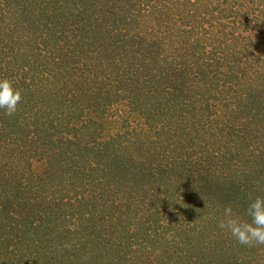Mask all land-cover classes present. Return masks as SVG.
I'll return each instance as SVG.
<instances>
[{"label": "rangeland", "instance_id": "obj_1", "mask_svg": "<svg viewBox=\"0 0 264 264\" xmlns=\"http://www.w3.org/2000/svg\"><path fill=\"white\" fill-rule=\"evenodd\" d=\"M101 1L103 6L94 8L88 0H0V39L6 43L0 41V77L12 79L19 89L31 88L24 91L26 106L19 104L18 110L11 116L4 115L2 111L0 114L7 123L18 124L17 131H25L27 137L23 138L24 141L33 143L44 141L43 145L48 153L56 155L54 162L59 169V175L62 176L61 180H64L60 185L52 186L54 171L48 166L45 172H43L45 168L42 172L39 171L37 180H29L33 186L36 184L39 188L38 179L43 177L48 188L44 194L51 193L54 188L56 197L66 199L84 197L91 200L98 192L103 191L116 198L118 202L134 203L128 207L129 215L122 216V223L112 224L105 221L102 233L108 230L107 237L101 233L99 222L95 223L94 220L93 225L88 227V232H93L92 241L84 244L86 242L84 230L76 224L72 226L70 233L72 244L61 240L62 236L49 238L50 235H47L48 241L33 240L27 252L13 250L11 264H158L159 259L156 256L160 252L159 247L168 243L166 239L170 237V232L166 236L159 231L160 234H157L156 231L149 229V225H152L149 223L155 217L163 221L169 214L161 207L164 198L161 188L164 185L169 186V180H139L138 183L125 180L113 184L110 181L111 176H104L103 180L101 177L104 174L98 172L95 178L77 174L78 182L75 184L77 187H80L79 183L82 180H98L97 184L89 187L87 194H84V190L72 186L73 171L83 170L74 169L72 160L76 159L83 167L85 163L98 167L96 164L99 162V155H102L100 152L89 148L83 150L77 148V145L81 146L85 141H93L91 138L105 145L107 154H104V169L130 171L134 162L131 158H137L134 164L137 167H139L137 163L146 158V156L142 158L140 153L131 154L132 145L127 146L125 141V137H129L130 134L121 137L125 129L138 131L142 129L143 124L136 127L135 119L142 123L147 122L145 118L143 121L138 120L137 114L128 118L126 125L123 124L126 116H120L119 110L111 117H95L88 112L80 121L73 119L70 124L60 125L61 123L57 122L64 116L68 118L65 109L54 111V114L50 111L57 106L63 107L66 103V106L80 104L82 108L83 93L80 89L82 82L85 86L83 88H87L91 95L102 89L99 86L100 76L97 75L100 72L98 62L103 63V68L111 73L115 86L120 89V94L114 97L115 105H119L121 110H128L129 113L130 99L133 102L132 106H140L146 115L148 113L144 111V107L153 110L151 114L157 113V109L151 107L155 100V98L152 100L151 96L154 93L153 88H157L159 98L162 96V91L157 85L159 74L168 73V63L171 65L179 58L183 60L182 56L186 62L184 76L190 82H196V85L203 84L204 71L210 76L219 74L217 72L219 68L229 74L236 72L240 74L243 71L242 64L238 65L240 52L242 53L238 50H242L243 42L226 40L217 33L220 22L229 27L234 18V14H228L224 20L222 16H219L221 20L217 19V11L212 7L217 6L219 1L172 0L173 5L168 6L167 14L162 19L156 16L150 5H147L148 0L139 2L135 0V4L126 0ZM248 1L251 2L249 3L252 9L261 11L259 13L253 9L259 23L250 24L249 30L263 33L264 0ZM235 2L236 0H230L227 4L233 5ZM239 4L243 3L240 1ZM229 31L230 27L227 28V32ZM141 45H145V48L138 49ZM260 47H264V43ZM250 49L254 47L251 46ZM137 50L143 52L139 54ZM214 52L222 54V57L216 59ZM138 54L144 56L146 63L134 58ZM108 63L111 66L108 67ZM253 63L264 68V63ZM115 65L118 68H115ZM251 65V68L247 67V76L258 70L255 65ZM216 82L217 87H223ZM252 82L254 90L257 89V84L262 87L260 81ZM207 83L209 84L208 81ZM209 86L211 87L210 84ZM241 90L245 91L244 88ZM212 94L211 91V94L204 95L211 105L216 106V115L210 118L214 120L212 128H217L221 124L216 121L218 122L220 117L228 112V108L230 111L238 107L239 102L236 94L228 93L221 98ZM46 103H50V106L47 104L50 108L47 112ZM226 103L229 104L228 108ZM84 109L92 108L85 105ZM54 115L60 118L54 119L55 127H52ZM89 117L94 118L95 124L88 123ZM179 126L177 120L170 121V127L178 130ZM180 127L183 128L182 125ZM10 134L12 130L6 129L0 122V137L7 138ZM18 136L16 133L12 134L7 140L15 139V146L23 141H19ZM130 136L132 141L137 143L136 147L142 148L143 152H150L155 148L151 144L145 146L137 140V136L132 134ZM158 138L162 143L171 140L170 136L152 135L150 141L157 142ZM67 140L75 142L76 145L68 149L63 146L55 148L54 144L66 143ZM176 140L172 137V141ZM155 149L162 150L160 146H156ZM146 152L144 154H147ZM144 162L155 174L157 164L149 165ZM11 173H15L14 170ZM161 182L165 184L159 188ZM2 186L0 182V190ZM153 213L158 214L152 215ZM109 215L113 216L112 212ZM96 230L98 232H94ZM129 238L132 240L128 241ZM154 238L160 239L162 243L153 242ZM21 254H24L23 258Z\"/></svg>", "mask_w": 264, "mask_h": 264}, {"label": "trees", "instance_id": "obj_2", "mask_svg": "<svg viewBox=\"0 0 264 264\" xmlns=\"http://www.w3.org/2000/svg\"><path fill=\"white\" fill-rule=\"evenodd\" d=\"M88 1L94 5V8L103 6L101 0ZM216 1H219L218 5L212 8L214 11L216 9L218 20H221L219 16H222L224 20L228 14H234L231 25L227 24L230 31L227 32L229 27L224 22H220L217 33L226 40L243 42L244 48L242 47V50L237 48L238 51H242L238 63V65L242 64L243 71L240 74L238 72L229 74L226 70L219 68L217 69L219 74L210 76L204 71L203 84L196 85V82H190L184 76L186 62L182 56L183 60L179 58L171 65L168 63V73L159 74L157 85L162 91V96L158 97L157 88H153L154 93L151 96L152 100L155 98L151 107L154 110L157 109V113L151 114L153 110H147L142 106L148 113L146 115L140 106H132L133 102L130 99H128L129 113L128 110H121L119 105H115L114 97L120 94V89L115 86L111 73L103 68V63L98 62L100 72L97 75L100 76L99 86L102 89L97 94L91 95L87 92V88H83L85 86L82 82V85L80 84L83 93L82 108L80 104L66 106V103L63 107L57 106L50 110V103H46V112L48 109L53 111V114L54 111L57 112L60 109H65L67 112L68 118L64 116L57 122L61 123L60 125L70 124L73 119L80 121L88 112L95 117H111L119 110L120 116H126L123 119L124 125L128 124V118L130 119L135 114L138 120L146 119V123L135 119L136 127L143 124L142 129L140 128V131L125 129L121 137L132 134L137 136V140L145 146L149 144L155 148L160 146L161 151L153 148V151H144L147 153L144 154L143 149L136 147L137 143L133 142L129 135L125 137V141H127V146L132 145L131 154L140 153L142 158L145 156L146 158L137 163L139 167L134 165L137 158H131L134 162H132L133 167L130 171L121 169L114 171L110 168L104 169V154H107L105 145L91 138L93 141H85L83 145H77V148L78 150L89 148L100 152L102 155H99L98 165L96 164L98 167H92L89 163H85L83 167L76 159L72 160L74 169L83 168V170H80L81 172L74 170L71 182L72 186H75L78 182L77 174L95 178L98 172L104 174L101 177L103 180L104 176H111L110 181L113 184L125 180H131L134 183H138L139 180H169V186L161 182L159 187L164 185L161 188L164 193L161 207L169 214L163 221L155 217L149 223L152 224L149 225V229L156 231L157 234L163 232L166 236L170 232V237L166 239L167 245L159 247L160 252L156 256L159 259L158 264H264V245H242L228 232L221 231L217 227L218 219L222 216L226 206H231L234 212L246 216L250 201L257 196H264V68L253 63H264V47H260L264 43V32L249 30L250 24L259 23V18L253 9L259 13L261 11L256 8L252 9L251 2L248 0H236L233 5L227 4L230 0ZM240 1L243 4L240 5ZM126 2L135 4V0H126ZM146 2L161 19L167 14L168 6L173 5L172 0H148ZM0 41L6 44L2 39ZM251 46L254 49H250ZM141 48H145V45H141L138 49ZM137 52L140 54L143 51L137 50ZM138 55L134 58L139 59L141 63H146L144 56ZM214 56L220 59L222 54L214 52ZM251 64L255 65L258 70L247 76V67L251 68ZM107 65L111 66L110 63ZM115 68L118 66L115 65ZM255 80L262 83V87L257 84L256 90L252 82ZM216 81L223 87H217ZM27 88L31 89L29 87L20 89L22 106H26L27 103L24 98V91ZM242 88L245 91L241 90ZM211 91L212 95L216 94L220 98L228 93L236 94L239 102L238 107L230 111L229 104L226 103L228 112L224 113L218 122L216 121L221 124L217 128H212L214 120L210 118L216 115V106L211 105L204 95L211 94ZM39 102L44 103L40 100ZM85 105H89L92 109L85 110ZM58 118L60 117L53 116L52 127H55L54 119ZM87 120L88 123L95 124L93 117ZM173 120H177L178 125H182L183 128L179 126L180 128L176 130L170 127V121ZM0 122L6 129H11L12 134L19 135V141L23 140L14 146L15 139L7 140L12 134L7 138L6 136L0 137V182L3 184L0 190V264H11L13 261L11 258L14 256L13 250H26L27 252L33 240L35 242L48 241L47 235H50L49 238L62 236L61 240L72 244L70 233L72 226L76 224L84 230L86 240L84 244H86L92 241L93 232H88V227L93 225L94 220H96L95 223L99 222L101 225L102 233L105 221L118 224L122 223L123 215L126 217L129 215L128 207L133 205L134 201L129 204L118 202L116 198L103 191L98 192L97 196L91 200L84 197L81 199L56 197V192H53L56 190L54 188L51 193L44 194L48 188L45 186L43 177L38 179L39 188L36 184L33 186L29 180H37L40 175L39 171L42 172L45 168L43 171L45 172L48 166L51 171H54L52 186L60 185L64 180H61L62 176L59 175V169L56 168V162H54L56 155L48 153L43 145L44 141L35 143L24 141L23 138L27 137L25 131H17L18 124L7 123L2 114H0ZM75 131L78 132V130ZM152 135L170 136L171 140L162 143V140L158 138L157 142H152L150 141ZM172 137L178 141H172ZM73 145L76 144L71 140L54 144L55 148L63 146L66 149ZM34 146L36 148L33 149ZM144 161L149 165L157 164L155 174ZM117 166L119 167V164ZM13 170L15 173H11ZM94 183L97 184L98 180H82L79 183L80 187L75 186V188L84 190V194H87L89 187ZM124 211L126 212L123 213ZM111 212L113 216L109 215ZM156 214L158 213L152 215ZM107 233L108 230H105L102 234L107 237ZM131 240L129 238L128 241ZM154 241L157 244L162 243L157 238H154ZM3 249H6V252ZM21 257L23 258L24 254H21Z\"/></svg>", "mask_w": 264, "mask_h": 264}, {"label": "clouds", "instance_id": "obj_3", "mask_svg": "<svg viewBox=\"0 0 264 264\" xmlns=\"http://www.w3.org/2000/svg\"><path fill=\"white\" fill-rule=\"evenodd\" d=\"M22 101L21 90L8 77H0V111L11 116L18 110ZM217 227L228 232L242 245H264V196L250 201L246 216L234 212L231 206L223 209Z\"/></svg>", "mask_w": 264, "mask_h": 264}]
</instances>
